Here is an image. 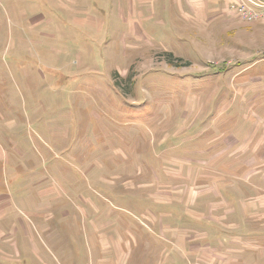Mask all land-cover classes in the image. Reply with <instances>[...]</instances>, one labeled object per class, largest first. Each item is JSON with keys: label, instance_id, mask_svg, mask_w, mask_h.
Returning <instances> with one entry per match:
<instances>
[{"label": "rangeland", "instance_id": "obj_1", "mask_svg": "<svg viewBox=\"0 0 264 264\" xmlns=\"http://www.w3.org/2000/svg\"><path fill=\"white\" fill-rule=\"evenodd\" d=\"M182 1L0 0V264H264V21Z\"/></svg>", "mask_w": 264, "mask_h": 264}, {"label": "built area", "instance_id": "obj_2", "mask_svg": "<svg viewBox=\"0 0 264 264\" xmlns=\"http://www.w3.org/2000/svg\"><path fill=\"white\" fill-rule=\"evenodd\" d=\"M235 10L246 22L264 21V0H239Z\"/></svg>", "mask_w": 264, "mask_h": 264}, {"label": "crops", "instance_id": "obj_3", "mask_svg": "<svg viewBox=\"0 0 264 264\" xmlns=\"http://www.w3.org/2000/svg\"><path fill=\"white\" fill-rule=\"evenodd\" d=\"M140 1H144V4L145 3H147L148 1L149 2H151L153 5H152V8H148V10H153V11H156V9L157 8H159L158 10L161 12V11H163V9L164 10H166L165 9V6L163 7V4H161L160 5V1H162V0H140ZM139 0H138V2L137 3H139L140 2ZM165 1V0H164ZM167 2H170L171 0H166ZM172 1H174L175 3H177V5L178 4H181L183 1L182 0H172ZM133 2V1H132ZM185 2H188V3H190L191 2V0L190 1H188V0H185ZM221 2L222 3H224V1L223 0H208V10H212L213 9V7H215V8H218V6H220V4H221ZM134 3V2H133ZM132 3V4H133ZM164 3V2H163ZM131 4V5H132ZM135 4V3H134ZM166 5H167V3H165ZM160 8H162V10L160 9ZM134 9V8H133ZM229 11V10H228ZM157 13H158V11H157ZM148 17H150V16H148ZM151 18H153V19H155V15L153 14L152 16H151ZM153 19H151V20H153Z\"/></svg>", "mask_w": 264, "mask_h": 264}]
</instances>
